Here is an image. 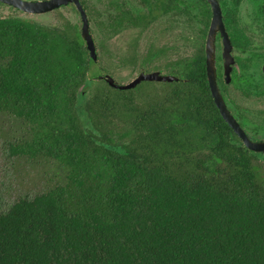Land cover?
Instances as JSON below:
<instances>
[{
  "label": "trees",
  "instance_id": "1",
  "mask_svg": "<svg viewBox=\"0 0 264 264\" xmlns=\"http://www.w3.org/2000/svg\"><path fill=\"white\" fill-rule=\"evenodd\" d=\"M100 70L78 32L0 18V116L30 130L13 155L66 170L0 213V264H264V155L222 119L205 57L129 91Z\"/></svg>",
  "mask_w": 264,
  "mask_h": 264
},
{
  "label": "flooded vegetation",
  "instance_id": "2",
  "mask_svg": "<svg viewBox=\"0 0 264 264\" xmlns=\"http://www.w3.org/2000/svg\"><path fill=\"white\" fill-rule=\"evenodd\" d=\"M14 1L18 4L21 2L36 4L60 1V5L51 10L48 9L46 12L28 13L15 5L0 0V16L1 18L12 17L26 20L41 26L45 25L44 27L53 24L50 26L51 28H58L65 33L69 29L70 32H78L82 37L83 15L79 8L81 6L85 12L89 31L95 44L98 36L104 37L107 43H113L116 38L129 29H137L139 41H143L145 44L153 41L149 45L147 55L141 60L142 63L149 64V68L141 70L138 76L142 72L146 74L158 72L163 75H171L172 73L183 75L189 73V69L194 67L195 61L197 59L202 60L203 56L205 57L207 74L206 41L213 17L211 5L207 0ZM194 1L198 3L194 4ZM217 1L221 7L227 34L221 32L220 35L218 33L215 43V65L221 94L228 109L245 133L254 142H263L264 0ZM199 8L205 23V42L201 49L184 62L174 60L163 66L155 63L167 54V49L157 48L153 43H157L159 37H164L167 32H175L180 15L190 17L194 10L199 11ZM136 43L137 38L134 40V44ZM109 56H115L112 49ZM136 60L138 59L133 56L129 61L136 63ZM229 65L231 66L230 80L227 81L226 70ZM163 69H167V72L163 73ZM97 73L109 75L112 72L100 70ZM261 154L264 155V153Z\"/></svg>",
  "mask_w": 264,
  "mask_h": 264
},
{
  "label": "rangeland",
  "instance_id": "3",
  "mask_svg": "<svg viewBox=\"0 0 264 264\" xmlns=\"http://www.w3.org/2000/svg\"><path fill=\"white\" fill-rule=\"evenodd\" d=\"M52 25L48 27L51 28ZM204 32L205 23L200 8L199 11L194 10L190 17L180 15L175 32L169 31L164 37L160 36L157 43H153L157 48L167 49V54L155 63L163 66L170 61L184 62L190 59L204 45ZM136 38L137 43L134 44ZM96 39L98 68L111 71L109 75L119 84L133 81L141 70L149 68V64L142 63L141 60L147 55L149 45L153 41L148 44L139 41L137 29H129L113 43H107L101 36ZM111 49L115 56H109ZM133 56L138 59L136 63L129 61ZM166 70L163 69V73H166ZM82 96L79 112L81 118L86 120V109L83 106L88 102V93H83ZM29 131L27 124L22 120L7 115L0 116V213L5 212L19 198L34 197L62 184L65 180V168L54 160H31L28 157L13 155L12 147L26 141ZM263 161L264 156L261 158V162ZM262 165L264 168V164Z\"/></svg>",
  "mask_w": 264,
  "mask_h": 264
},
{
  "label": "water",
  "instance_id": "4",
  "mask_svg": "<svg viewBox=\"0 0 264 264\" xmlns=\"http://www.w3.org/2000/svg\"><path fill=\"white\" fill-rule=\"evenodd\" d=\"M11 5H15L20 9H23L28 13H43L48 11V9H53L60 5V1L49 2V3H16L14 0H2ZM212 8L213 17L211 21V25L208 32V38L206 41V65H207V79L210 87V91L214 100L216 107L218 108L220 114L222 115L224 121L228 124V126L235 132V134L242 140L244 146L251 152L254 153H264V141L263 142H254L242 129L240 124L236 121L235 117L232 115L230 110L228 109L225 100L221 94V90L217 80V71L215 65V43L218 33L226 34L225 26L223 22V16L220 4L217 0H207ZM49 7V8H48ZM82 15H83V27H82V37L86 42V47L89 51V55L94 62L98 60L97 48L96 44L93 40L92 35L89 31L88 21L85 15L84 10L81 6H79ZM227 42H229L227 40ZM229 59L228 57H226ZM226 70L227 81L230 80V69L231 66H228ZM97 79L104 80L111 87L121 90V91H129L138 87L143 82H165V83H173L178 82L180 79L173 75H163L158 72L146 74L142 72L139 76H137L133 81L127 84H119L115 81V79L108 75H97Z\"/></svg>",
  "mask_w": 264,
  "mask_h": 264
}]
</instances>
